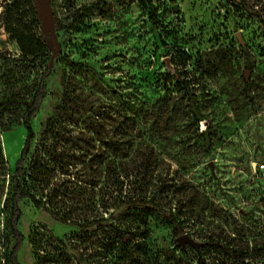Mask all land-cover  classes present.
Returning <instances> with one entry per match:
<instances>
[{
    "label": "rangeland",
    "instance_id": "rangeland-1",
    "mask_svg": "<svg viewBox=\"0 0 264 264\" xmlns=\"http://www.w3.org/2000/svg\"><path fill=\"white\" fill-rule=\"evenodd\" d=\"M20 1L25 13L21 26L31 24L40 38L35 7L29 10L27 1ZM132 1L50 0L60 50L52 63L45 99L32 121L37 171L49 170L48 125L59 134L69 131L77 136L80 128L91 123L87 115L98 116L104 133L110 135L118 117L127 115L140 136L135 148L146 147L145 155L157 159L153 180L175 181L177 199L190 202L189 210L208 232L239 239L248 226L253 229L264 220L260 202L264 198V57H258L264 38L256 23L245 19L242 6L258 0H153L154 25ZM13 2L0 0V100L12 96L5 86L9 80H15L13 93L22 98L26 96L20 91L22 85L30 86L37 77V72H25L21 51L4 29L3 15ZM237 33L245 48L236 40ZM48 48L52 52L53 47ZM49 57L50 52L37 58L35 67H45ZM166 57L175 66L173 76H168L162 62ZM183 62H187L185 68ZM245 71H249L248 82ZM84 111L85 116L80 114ZM194 114L205 121L197 123ZM11 117L0 111V119ZM205 123L212 132L201 135ZM24 140L23 127L0 130L6 177L0 181L3 239L7 175ZM72 172L85 178L79 167ZM130 182L125 181L122 194L116 197L124 199ZM78 192L75 215L93 221L98 199L92 201L89 188ZM36 195L37 204H20L18 229L23 242L18 263L66 264L69 257L72 264L76 258L89 260L95 245L92 229L61 222L56 214L60 200ZM152 226L150 247L160 257L157 264H177L181 254L176 251V238L166 227L153 222ZM5 255V244H0V264H5ZM198 256L199 251L189 247L182 255L187 261ZM214 264L231 263L217 256Z\"/></svg>",
    "mask_w": 264,
    "mask_h": 264
},
{
    "label": "trees",
    "instance_id": "trees-1",
    "mask_svg": "<svg viewBox=\"0 0 264 264\" xmlns=\"http://www.w3.org/2000/svg\"><path fill=\"white\" fill-rule=\"evenodd\" d=\"M26 1L29 4L27 8L32 10L33 1ZM20 2L14 0L13 5L4 12V29L8 32L9 40L17 44L21 51L25 72H37V77L30 86L22 85L20 91L26 95L22 98L13 93L15 80H9L5 86L7 85L6 88H9L8 92L12 96L0 100V111L12 115L7 120L0 119V130L7 132L16 127H23L25 130V140L19 158L12 173L7 175L8 188L4 201L6 235L4 239L0 238V244H5L6 250L4 263L19 264L17 255L23 242V235L18 229L22 216L20 204L24 201L37 204L36 193H40V197L45 200L48 197L60 200L57 203L60 209L56 214L61 222L87 230L92 229L95 245L93 244L94 249L89 260L76 258V264H157L160 257L150 247L154 239L152 222L155 226L166 227L176 240L183 235H188L193 240L195 238L192 236L204 240L198 242L202 247L195 249L199 251V256L190 261L183 260L184 250L177 245L176 251L181 254L176 259L177 264L207 262L214 264L217 256L231 264H264V220L253 229L248 226L239 239L231 238L224 233L215 235L208 232L200 219L193 216L189 210L190 202L177 199L175 181L166 184L160 180H153L157 159L145 155L146 147L142 146L145 149L141 150L135 148L136 140L140 136L137 135L133 119L127 115L118 117L110 135L104 133V125L98 116L87 115L86 119L91 120V123L80 128L77 136H72L69 131L59 134L57 128L48 125L50 143L45 157L48 156L49 170L41 174L37 171L39 160L32 153L33 142L36 140L32 121L40 111L47 93V81L52 76V68H49L52 52L43 35L37 38L33 34L31 24L21 26L25 13ZM132 2L138 4L152 25L157 23V10L153 0ZM242 6L245 19L256 23L264 38V0ZM34 18L35 24L38 19L36 14ZM241 41L243 45L239 43L240 46L245 48L244 41ZM48 52H50L48 64L45 67H35V60ZM262 52L264 49L260 51L258 57H264ZM245 53L247 56L250 54L247 49ZM165 59H169L174 71L172 59L170 57L162 59L164 65ZM186 63L183 62L182 68H185ZM167 73L168 76L174 75V72L168 70ZM80 114L85 116L87 111ZM193 118L197 123L205 121L197 114H194ZM205 124L207 125L201 131V135L212 132L209 124ZM42 160L44 161V158ZM77 167L85 171L84 179L78 174H73L72 169ZM51 173L52 177L54 175L53 178L50 177ZM2 180H6V177L0 142V181ZM53 180L58 182L55 185L52 183L54 186L50 187L49 184ZM125 181L128 183L131 181L132 187L124 199H119L116 196L122 194ZM81 185L84 189L80 187ZM86 188L92 191V201L97 198L99 202L93 221L75 215L73 210L78 191ZM260 202L264 206V198ZM162 257L167 262L165 255ZM66 264H72L70 257Z\"/></svg>",
    "mask_w": 264,
    "mask_h": 264
},
{
    "label": "water",
    "instance_id": "water-1",
    "mask_svg": "<svg viewBox=\"0 0 264 264\" xmlns=\"http://www.w3.org/2000/svg\"><path fill=\"white\" fill-rule=\"evenodd\" d=\"M33 5L36 10L38 21L41 26V33L48 41L49 38H52L54 49L52 50V57L50 59L49 68L52 67V63L56 53L60 50V44L58 42V33L54 30V18L52 14V10L50 8V0H32ZM237 41L243 45V42L240 39L239 33L236 34ZM166 69L169 72H173V68L169 63V59L164 60ZM249 76V71L244 72V79L247 80ZM177 245L181 248V250H185L188 246L193 249H199L202 247V244L196 242L188 235H183L176 240Z\"/></svg>",
    "mask_w": 264,
    "mask_h": 264
},
{
    "label": "flooded vegetation",
    "instance_id": "flooded-vegetation-1",
    "mask_svg": "<svg viewBox=\"0 0 264 264\" xmlns=\"http://www.w3.org/2000/svg\"><path fill=\"white\" fill-rule=\"evenodd\" d=\"M52 41H53L52 38H49V39H48V45H49L50 47H54Z\"/></svg>",
    "mask_w": 264,
    "mask_h": 264
}]
</instances>
